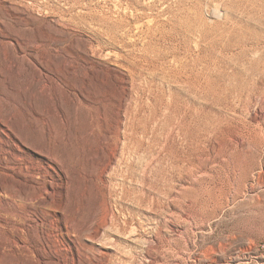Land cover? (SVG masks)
Segmentation results:
<instances>
[{
  "label": "rangeland",
  "instance_id": "obj_1",
  "mask_svg": "<svg viewBox=\"0 0 264 264\" xmlns=\"http://www.w3.org/2000/svg\"><path fill=\"white\" fill-rule=\"evenodd\" d=\"M118 1L0 0V264H264V0Z\"/></svg>",
  "mask_w": 264,
  "mask_h": 264
},
{
  "label": "bare ground",
  "instance_id": "obj_2",
  "mask_svg": "<svg viewBox=\"0 0 264 264\" xmlns=\"http://www.w3.org/2000/svg\"><path fill=\"white\" fill-rule=\"evenodd\" d=\"M118 2H119V4H124L126 6V8H132V9L136 8V4L131 0H119ZM107 58H105V59H107ZM126 59L129 61L128 64H122L121 67H123L126 70H129L130 72L135 73L140 79H143L146 81V79H144L143 77H144V73H147V72H143L142 70H144V69L147 70L148 69L147 65H149V63L144 58H142L141 56L138 58H134V57L129 58V59L125 58V60ZM145 66H147V67H145ZM160 75L164 78H172L175 80L182 79L181 82L186 83L187 80H189V79H196L197 78V71H196L195 63L181 62L178 64L177 67H175L173 69H168V68L161 65ZM119 156L120 155H119V151L117 148L113 151V153L110 156L106 166H104V170L108 171V170L112 169V166L116 162H118ZM114 168H115V166H114Z\"/></svg>",
  "mask_w": 264,
  "mask_h": 264
}]
</instances>
